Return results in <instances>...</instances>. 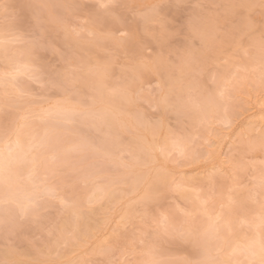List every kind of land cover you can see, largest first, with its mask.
Listing matches in <instances>:
<instances>
[{
    "label": "snow or ice",
    "instance_id": "obj_1",
    "mask_svg": "<svg viewBox=\"0 0 264 264\" xmlns=\"http://www.w3.org/2000/svg\"><path fill=\"white\" fill-rule=\"evenodd\" d=\"M0 264H264V0H0Z\"/></svg>",
    "mask_w": 264,
    "mask_h": 264
},
{
    "label": "rangeland",
    "instance_id": "obj_2",
    "mask_svg": "<svg viewBox=\"0 0 264 264\" xmlns=\"http://www.w3.org/2000/svg\"><path fill=\"white\" fill-rule=\"evenodd\" d=\"M13 3H23L24 0H12ZM203 2V0H202ZM252 115H255V113H252ZM220 150L222 152H227L228 150V141L227 140H224L221 142V146H220Z\"/></svg>",
    "mask_w": 264,
    "mask_h": 264
}]
</instances>
